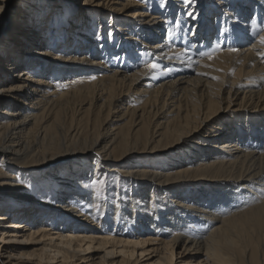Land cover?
I'll use <instances>...</instances> for the list:
<instances>
[{
  "label": "bare ground",
  "instance_id": "6f19581e",
  "mask_svg": "<svg viewBox=\"0 0 264 264\" xmlns=\"http://www.w3.org/2000/svg\"><path fill=\"white\" fill-rule=\"evenodd\" d=\"M261 35L264 0H0V264H264Z\"/></svg>",
  "mask_w": 264,
  "mask_h": 264
},
{
  "label": "snow or ice",
  "instance_id": "6c2138e0",
  "mask_svg": "<svg viewBox=\"0 0 264 264\" xmlns=\"http://www.w3.org/2000/svg\"><path fill=\"white\" fill-rule=\"evenodd\" d=\"M185 4L191 5L193 3H195V0H184ZM188 16L192 17L193 19H195V16L193 15L192 12L188 13ZM225 31H227V29H225ZM259 42L261 45H264V35L259 36ZM220 45L219 43H217V48H219ZM230 51H238V49L236 48H231ZM260 55L264 56V53H260ZM209 59H213L214 58V54H208ZM199 63V62H197ZM192 65L189 64V67H191ZM146 67L149 69L150 72L156 71V70H161V65L158 63H151V64H147ZM207 67H210V65H208ZM162 71H171V69H162ZM201 75H208V73H200ZM214 79H219V77H213ZM91 79H95V77H91ZM61 87H67V85H61Z\"/></svg>",
  "mask_w": 264,
  "mask_h": 264
},
{
  "label": "rangeland",
  "instance_id": "374dc122",
  "mask_svg": "<svg viewBox=\"0 0 264 264\" xmlns=\"http://www.w3.org/2000/svg\"><path fill=\"white\" fill-rule=\"evenodd\" d=\"M7 25H8V23H7ZM97 29H98V28H97ZM97 29H96V30H97ZM97 33H98V32H97ZM204 132H205V130H203V131L201 132V134H204ZM193 140H196V139H195V138L192 139L191 142H192ZM191 142H189V143H191ZM185 144H187V142H186ZM185 144L182 145V147L180 148V150H176L175 152H172V153L182 152L183 150H185V149H184V148H186V147H184ZM170 154H171V153H170ZM145 164H147V163L145 162ZM149 164H151V163H149ZM152 164H153V163H152ZM152 164H151V165H152ZM156 164H157V163H156ZM153 166H154V165H153ZM113 177H115V175H113ZM113 177L111 178V180H112V181H115V180H116V179H115L116 177H115V178H113ZM115 185H116V184H115Z\"/></svg>",
  "mask_w": 264,
  "mask_h": 264
}]
</instances>
